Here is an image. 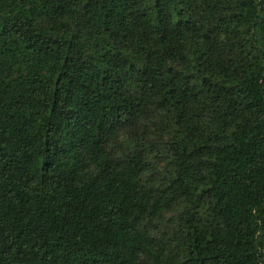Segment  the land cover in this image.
Returning a JSON list of instances; mask_svg holds the SVG:
<instances>
[{"label": "trees", "instance_id": "16d2710c", "mask_svg": "<svg viewBox=\"0 0 264 264\" xmlns=\"http://www.w3.org/2000/svg\"><path fill=\"white\" fill-rule=\"evenodd\" d=\"M0 264H264V0H0Z\"/></svg>", "mask_w": 264, "mask_h": 264}]
</instances>
